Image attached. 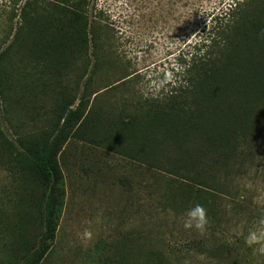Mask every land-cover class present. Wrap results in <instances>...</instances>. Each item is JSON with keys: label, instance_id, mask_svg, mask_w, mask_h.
I'll list each match as a JSON object with an SVG mask.
<instances>
[{"label": "trees", "instance_id": "trees-1", "mask_svg": "<svg viewBox=\"0 0 264 264\" xmlns=\"http://www.w3.org/2000/svg\"><path fill=\"white\" fill-rule=\"evenodd\" d=\"M256 1L206 12L173 79L143 94L131 86L134 73L101 7L8 0L10 12L0 9V160L33 170L41 194L37 241L20 264H40L50 251L64 196L59 155L71 139L140 163L164 207L216 216L225 176L253 156L264 126V13ZM23 114L43 126L23 131Z\"/></svg>", "mask_w": 264, "mask_h": 264}, {"label": "rangeland", "instance_id": "rangeland-1", "mask_svg": "<svg viewBox=\"0 0 264 264\" xmlns=\"http://www.w3.org/2000/svg\"><path fill=\"white\" fill-rule=\"evenodd\" d=\"M228 1L89 0V11L107 12L134 73L132 88L155 94L178 72L179 56L211 18L206 12ZM8 5L0 0L6 14ZM252 6L264 13V0ZM3 27L0 20V33ZM22 120L29 133L43 126L27 114ZM255 132L253 156L225 176L214 218L164 207L159 193L149 191L154 179L140 163L71 139L59 155L64 196L56 233L40 264H264V126ZM38 182L33 170L13 158L0 160V264H20L36 244ZM201 217L203 227H197ZM159 250L163 257L151 254Z\"/></svg>", "mask_w": 264, "mask_h": 264}, {"label": "clouds", "instance_id": "clouds-1", "mask_svg": "<svg viewBox=\"0 0 264 264\" xmlns=\"http://www.w3.org/2000/svg\"><path fill=\"white\" fill-rule=\"evenodd\" d=\"M196 208L199 210V212L203 213V208H202V206L197 205ZM189 215H191V213H189ZM203 223H204V221H203V218L201 217V222L197 225V227H203ZM185 226L188 227V226H190V225L186 223Z\"/></svg>", "mask_w": 264, "mask_h": 264}]
</instances>
